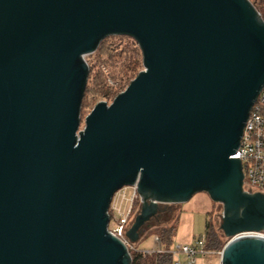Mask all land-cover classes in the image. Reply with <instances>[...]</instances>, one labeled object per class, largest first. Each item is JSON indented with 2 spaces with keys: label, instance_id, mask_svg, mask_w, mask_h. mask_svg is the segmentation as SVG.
<instances>
[{
  "label": "water",
  "instance_id": "1",
  "mask_svg": "<svg viewBox=\"0 0 264 264\" xmlns=\"http://www.w3.org/2000/svg\"><path fill=\"white\" fill-rule=\"evenodd\" d=\"M127 36L144 70L82 127L86 57ZM264 87L250 0H0V264H132L109 231L137 185V244L162 205L223 206L221 264H264V194L233 159Z\"/></svg>",
  "mask_w": 264,
  "mask_h": 264
},
{
  "label": "built area",
  "instance_id": "2",
  "mask_svg": "<svg viewBox=\"0 0 264 264\" xmlns=\"http://www.w3.org/2000/svg\"><path fill=\"white\" fill-rule=\"evenodd\" d=\"M110 84L113 85L111 81ZM232 158L241 161L244 175V191L251 194H264V87L246 122L240 142V148L238 149L237 154ZM130 190L131 195H129ZM138 201L141 203L137 185L125 187L115 194L109 209V226L111 223H114V227L112 229L109 227V231L126 245L131 258L132 255L135 254L143 259L161 254L172 255L173 259H175L176 256L183 255L186 257L185 264H196L197 257L200 254L209 253L204 250L205 243L203 240L196 242L195 245L174 246L167 251L161 246L158 237H154L158 244L157 248L151 250H139L137 246L138 243L133 244L126 237L128 230L138 214L135 208ZM245 237H259L264 239V232L238 235L233 240ZM218 254L221 258L222 252ZM173 264L182 263L173 260Z\"/></svg>",
  "mask_w": 264,
  "mask_h": 264
},
{
  "label": "rangeland",
  "instance_id": "3",
  "mask_svg": "<svg viewBox=\"0 0 264 264\" xmlns=\"http://www.w3.org/2000/svg\"><path fill=\"white\" fill-rule=\"evenodd\" d=\"M108 38L109 39L106 38L107 41L97 49V51L100 49L101 52H98L96 54V51L94 54L86 57V62L95 66V64L99 63V60H104L105 62L112 61L115 64L111 66L108 62L109 69L107 68L104 71L106 75L112 74V76L117 77L122 61L120 57L116 56L115 51H112L111 49L116 46L118 48H124L128 44L132 45V47L134 48L135 45L131 40H124L113 36H111V38ZM98 56L103 59H98ZM140 60L141 68H139V70L141 72L144 70L142 53H140ZM94 69L96 71L97 67H95ZM131 82L130 80L126 81V88L124 89V91L127 89ZM117 96L104 100L95 99L91 95L87 97L86 102L87 104H89V106L87 108L81 109L82 126H84L86 117L91 113V111L98 103L106 102L108 104H111ZM129 195H131V190L129 192ZM139 206L141 208V203ZM159 215L160 218L158 217ZM222 215L223 206L214 203L206 193H198L194 195L189 202L181 205H162L160 207L158 215L153 218L144 228V233L142 234L140 239L141 241L137 246L139 250H151L157 248L158 244L156 243V240L154 238L155 230H151V232L147 234L148 230H150L154 226L171 225L175 223L176 220H178V223L176 232L172 237V247L180 245H195L196 242L202 239L205 240L207 225L209 223L213 225L215 231H217L228 243L229 240L223 235L220 230ZM109 227L112 229L114 227V223H111ZM174 260L175 262H181L182 264L186 263V257L183 255L176 256ZM220 261L221 259H219L217 255L210 252L200 254L197 257L196 264H220Z\"/></svg>",
  "mask_w": 264,
  "mask_h": 264
},
{
  "label": "trees",
  "instance_id": "4",
  "mask_svg": "<svg viewBox=\"0 0 264 264\" xmlns=\"http://www.w3.org/2000/svg\"><path fill=\"white\" fill-rule=\"evenodd\" d=\"M256 6L258 11L261 13L262 18L264 20V0H250ZM116 38L124 39V40H131L134 43V48L132 45H126L124 48L113 47L112 51H115L116 56L121 58L122 63L120 64V69L118 71V76H112V74L105 73V69H109L108 62L111 66L115 63L112 61H104L99 60V63L94 65H89V78L87 87L84 93V98L82 102V108H87L89 104H87L86 99L90 95L95 99H110L121 92L124 91L126 88L125 83L126 81L134 80L137 75L139 74L141 68V60H140V53L141 50L138 44L130 37L127 36H113ZM111 38V37H110ZM109 39V38H107ZM107 39L103 40L100 44L103 45ZM101 52L100 49L96 52ZM98 59H103L98 56ZM111 62V63H110ZM95 67L97 70L95 71ZM116 67V66H115ZM112 81L113 85L109 83ZM83 127V126H82ZM140 201H138L135 205L136 211H139L140 208ZM160 218V215L158 216ZM178 220L175 223L167 226H154L150 230H148L147 234L155 230V237H158L161 243V246L165 250H170L172 248V237L173 234L176 232ZM204 240V239H202ZM204 250L206 252L211 253H221L224 247L226 246L227 241L223 239V237L215 231L213 225L209 223L207 225L206 236L204 240ZM133 263L132 264H173V257L169 254H161V255H154L152 257H148L143 259L138 255H132Z\"/></svg>",
  "mask_w": 264,
  "mask_h": 264
},
{
  "label": "crops",
  "instance_id": "5",
  "mask_svg": "<svg viewBox=\"0 0 264 264\" xmlns=\"http://www.w3.org/2000/svg\"><path fill=\"white\" fill-rule=\"evenodd\" d=\"M214 254L217 255L219 259H221V258H220V255H219L218 253H214Z\"/></svg>",
  "mask_w": 264,
  "mask_h": 264
}]
</instances>
